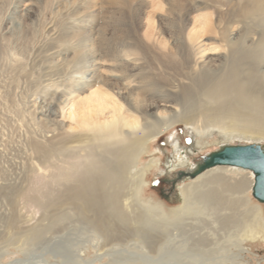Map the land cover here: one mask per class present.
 Instances as JSON below:
<instances>
[{
    "label": "bare ground",
    "instance_id": "6f19581e",
    "mask_svg": "<svg viewBox=\"0 0 264 264\" xmlns=\"http://www.w3.org/2000/svg\"><path fill=\"white\" fill-rule=\"evenodd\" d=\"M1 76V101L33 98L11 108L24 157L0 176V258L47 244L9 264L255 263L251 169L181 181L171 214L145 196L162 158L170 177L212 145L264 143V0H0ZM179 124L189 147L155 146ZM73 227L82 248L50 244Z\"/></svg>",
    "mask_w": 264,
    "mask_h": 264
},
{
    "label": "rangeland",
    "instance_id": "374dc122",
    "mask_svg": "<svg viewBox=\"0 0 264 264\" xmlns=\"http://www.w3.org/2000/svg\"><path fill=\"white\" fill-rule=\"evenodd\" d=\"M17 1H19V0H17ZM23 1H25V0H23ZM98 7H99V5L96 6V8H98ZM107 23H108L107 18L99 20V26L101 24L103 27H105V26L107 27L108 26ZM2 78L3 77L1 76L0 80ZM28 92L25 91L23 94V95H25V94L29 95V96L26 95L27 96V100L25 98L26 101H18L19 102L18 103L17 101L13 102V101H1L0 100V132H1L0 133V176H2L4 173V176L12 179V181H17V176L21 173V170H22L21 166H22L23 157H24L23 153H21L20 148H19V142L18 141L20 138L19 137L20 129L18 128L17 125H19L20 122H17L19 117H17L18 114L16 115L15 110H16L17 105L20 103L24 104L27 101H29V103H31L33 96H31V93L30 92L28 93ZM12 107H14L15 110L11 109ZM6 109H7V111H6ZM11 111L13 113H15L16 116L14 114H12ZM12 115L14 116L15 119H13ZM12 119H13V121H12ZM10 123H11V125H10ZM175 127H174V129L172 128L169 132L161 135L158 138V140L155 142V146L161 147V150L163 152L168 151V154L172 153V144L169 142V139L171 138L172 134H177L179 136L182 146L189 147L192 143V138L186 132L185 126L183 124H179V126L177 125ZM215 147H217V146L212 145L207 150L200 151V152L193 154L192 157H193V159L198 160V158L201 155H203L206 152L214 149ZM143 159L144 160L142 162H147L149 160V157L146 156ZM160 163H161V166H163V167L156 168V170H154L152 173H149V175H148V179H147L148 184L146 186L147 193H146L145 197L150 202L160 203L165 208L166 213L171 214L172 208L177 203H175L174 201L170 202V201L166 200L165 198H163L161 193H162V189L164 187L160 189V188L154 186L159 181H161L162 178H164V176L161 175V172H162V168H164L165 158H162ZM162 183H164V182H162ZM165 187H166V184H165ZM155 188H157V189H155ZM250 196H251V194H250ZM251 198L253 199V201H255V199L252 196H251ZM255 202H257V201H255ZM263 207H264V205H263ZM7 208H6V205L4 204L2 206V208L0 209V213H4L5 209H7ZM26 210H32V207H24L23 211H26ZM36 216L38 218L39 214H37ZM3 224H4V222L0 220V228L1 229L3 228ZM89 235H90V232H88L87 230H83V229H79L77 227H75V228L73 227V228L68 229L64 232H60L54 236H51L49 238V242H50V244H53V243H57L59 241H62L61 243H63V245L65 247H67L68 250L70 249V247L74 243H77L76 248H75V245H74V248L80 249L83 246L81 242L83 240H85V237H88ZM46 246H50V245L43 244V245H38V246H31L28 250V254H25L26 252H24L21 249H17V248H13V247L9 248V250L7 251V255L0 258V264H9L11 261L16 260V259H23V260L28 259V257L31 254L40 253L41 250L43 249V247H46ZM253 246L254 247L252 248L253 253L251 254V258L255 259L254 264H264V244H262L261 246L260 245H253ZM91 250L92 251L90 252V256H92L94 254L93 248H91ZM48 257L50 258L51 262L60 264V262H59L60 259H57V260L53 259L50 257V255H48ZM104 262H106V260ZM96 264H103V263L97 262Z\"/></svg>",
    "mask_w": 264,
    "mask_h": 264
},
{
    "label": "water",
    "instance_id": "95a60500",
    "mask_svg": "<svg viewBox=\"0 0 264 264\" xmlns=\"http://www.w3.org/2000/svg\"><path fill=\"white\" fill-rule=\"evenodd\" d=\"M218 165H234L251 169L255 174L252 196L264 204V143L220 144L201 155L195 162L193 170H179L173 176L162 178L161 181L166 184L161 193L163 198L173 202L172 198L177 194L178 183L193 179L199 173Z\"/></svg>",
    "mask_w": 264,
    "mask_h": 264
},
{
    "label": "flooded vegetation",
    "instance_id": "af4514ba",
    "mask_svg": "<svg viewBox=\"0 0 264 264\" xmlns=\"http://www.w3.org/2000/svg\"><path fill=\"white\" fill-rule=\"evenodd\" d=\"M155 187H158V188H163V187H165V184L164 183H162L161 181H159L157 184H155L154 185ZM155 189H157V188H155Z\"/></svg>",
    "mask_w": 264,
    "mask_h": 264
}]
</instances>
